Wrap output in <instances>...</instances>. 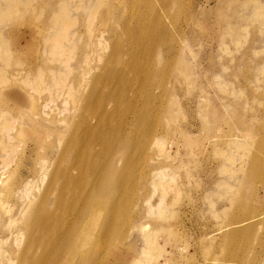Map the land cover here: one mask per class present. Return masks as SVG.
Segmentation results:
<instances>
[{
    "label": "rangeland",
    "instance_id": "obj_1",
    "mask_svg": "<svg viewBox=\"0 0 264 264\" xmlns=\"http://www.w3.org/2000/svg\"><path fill=\"white\" fill-rule=\"evenodd\" d=\"M0 17V264L40 256L86 188L59 171L93 157L114 174L73 264H264V0H0Z\"/></svg>",
    "mask_w": 264,
    "mask_h": 264
},
{
    "label": "bare ground",
    "instance_id": "obj_2",
    "mask_svg": "<svg viewBox=\"0 0 264 264\" xmlns=\"http://www.w3.org/2000/svg\"><path fill=\"white\" fill-rule=\"evenodd\" d=\"M60 41H61V37H58L54 40V49L56 51L63 52V46L61 45ZM93 129L94 128H91L89 124L85 125L86 131L88 130L93 131ZM154 144L158 145L159 140L157 139ZM65 153H67V150L64 152V154ZM72 153H74L75 157H79L81 155L80 151L78 152L76 147L72 149ZM79 162L80 161H78V164L75 165V170H77L78 174H80L79 176L73 177L69 173L70 170L74 169V165L66 166L61 170L59 169L60 170L59 172L61 173L60 176L62 181L65 182L66 184L69 183L73 185L76 182L78 183L82 181L85 184L84 188L85 187L86 188L83 189L82 191L80 190V194L74 197L75 202L73 203V205L72 204L70 205L69 208L70 212H68V214L65 215L61 213L55 220L54 225L52 224L51 226L47 225L48 222L52 221L51 220L52 217L51 215L44 213V216L42 218H43V222L45 221L44 224L47 225V227L45 226L43 227V231L45 235V239H44L45 243L40 256L34 258L30 262L27 261V264H73L74 260L76 259L75 257L76 255L86 257L85 259L87 260L89 251L86 249L84 250L81 247L83 244V237L86 236V235L84 236L83 231L86 228V226L89 225V221L91 220V218L95 215L96 211L94 210L98 207L97 204L98 203L103 204L102 198L104 197L105 193L108 192L107 189L110 186V182H109L110 175L114 173L112 172L111 166H108V164L103 168L100 167L95 157H93L90 160L86 159L85 162H80V163ZM87 172L91 177L90 182L89 180L87 181V179H83V174ZM165 177L166 176L163 174V172L156 173L155 178L157 179V181L155 182L154 186L162 187L163 189L165 186H169V184L172 182V178H169L167 180L165 179ZM2 179L3 178H0V180ZM80 188H81L80 186L77 187V189ZM161 201L162 200H160L159 204L157 205L156 211L152 207H150L149 211L157 212L158 214H161L162 213V210L160 209ZM66 215L68 216L66 217ZM248 220L249 218L245 220H241L237 224H242ZM97 223L98 222L94 220V224L97 225ZM110 223L113 224L111 217H109L108 220L103 223V227L108 229ZM85 233L87 234V231H85ZM52 235L55 236V239L52 237ZM145 239L148 246H154L155 248L158 247L160 248V246L155 245V242L153 238L150 237V235H147ZM146 253H147L146 250H144L143 255H147Z\"/></svg>",
    "mask_w": 264,
    "mask_h": 264
}]
</instances>
